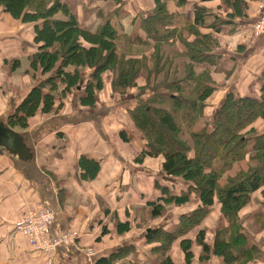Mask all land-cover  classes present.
<instances>
[{
  "label": "trees",
  "instance_id": "obj_1",
  "mask_svg": "<svg viewBox=\"0 0 264 264\" xmlns=\"http://www.w3.org/2000/svg\"><path fill=\"white\" fill-rule=\"evenodd\" d=\"M69 1L74 2L0 0V11L21 23L33 24L36 48L26 58L25 74L41 73L43 78L45 73L58 68L55 78L61 83L63 76L66 84L63 93L79 91V103L85 106H94L95 94L103 88L106 73L110 75L111 93L123 96L134 90L136 106L129 116L136 133L143 139L136 161L161 156L163 176L179 179L185 184L179 195H170L168 200L173 199L178 206L187 205L192 195L198 203L194 211L178 217L176 226L165 230L157 226L149 232L143 231L144 243L156 245L149 249L148 263L173 264L168 255L172 242L195 229L199 263L217 257L218 264H248L257 249L237 228L238 225L233 224L238 222V211L252 194L259 192L264 197V129L257 132L253 126L256 121H264V71L258 98L228 93L219 104L217 114L209 115L207 100L213 91L210 72L208 69L200 73L195 71L196 64L217 66L216 58L210 53L214 42L209 36L199 35L195 25L188 23L183 15L168 13L165 4L159 0L150 14L137 22L131 21L126 27L119 22L112 24L114 18H120L119 9L123 3L109 0L118 6L117 9L109 13L98 12V25L90 30L79 25L75 16L76 4L71 5ZM195 9L198 21L203 9ZM138 31L145 34L143 39ZM177 41L183 46V52L175 48ZM165 47L170 51H165ZM177 59L183 62L181 74L175 65ZM17 68H20L18 59L8 63L11 72ZM141 72L145 73V84L138 86L136 81ZM45 96L48 103L54 100L34 86L7 113V126L25 129L28 120L44 105ZM50 107L52 109V103ZM40 111L47 116L56 112L49 115L46 114L48 110ZM120 137L125 142L131 140L122 136V132ZM79 165L80 168L89 167L91 178L95 176L98 168L95 163L81 158ZM160 200L156 199L157 202ZM215 204L220 217L226 218L229 225H220L219 219L220 224L208 237V230L202 224ZM146 205L150 208L149 218L160 217L155 201H148ZM254 217L258 229L262 230L264 219L261 214ZM127 226L128 223H117L118 233L127 232ZM181 240L183 263L192 264L191 241ZM144 257L135 245L127 244L96 257L91 263L138 264L136 259Z\"/></svg>",
  "mask_w": 264,
  "mask_h": 264
},
{
  "label": "crops",
  "instance_id": "obj_2",
  "mask_svg": "<svg viewBox=\"0 0 264 264\" xmlns=\"http://www.w3.org/2000/svg\"><path fill=\"white\" fill-rule=\"evenodd\" d=\"M181 1L159 0L168 13L183 15L188 23L195 25L199 35L209 36L214 42L210 53L216 58V68L203 63L195 66L199 73L208 69L213 83L207 100L211 113L208 114H217L219 104L228 93L258 98L264 71V38L255 36L252 27L258 17L259 0ZM80 2L81 5L79 0H74L75 16L80 26L90 30L98 25V12L109 13L118 7L109 0ZM121 2V16L114 18L112 24L119 22L122 27L144 18L156 5V0ZM195 7L203 9L198 21ZM32 27V23H21L0 11V65L9 58L25 64L36 48ZM138 35L145 37L142 31ZM22 39L27 44L21 46ZM192 39L191 36L189 40ZM175 48L184 51L178 41ZM1 69L0 119H3L27 96L31 78L22 72L15 74L19 68L12 72L8 69L9 76ZM14 74V80L7 81ZM15 81L21 93H11ZM103 81V88L95 94L94 106L81 105L79 91H74L63 96L53 115L38 113L25 129H13L15 135L26 139L31 149H0V264H46L47 260L49 264H92L96 257L119 246L135 245L137 239L144 242L143 234L137 238L132 236L134 231L119 234L116 224L127 223L132 207L143 209L147 207L146 202L157 199L159 180L165 179L161 173L163 158L143 157L136 161L143 139L136 133L129 116L136 106L135 92L131 89L123 96L111 93L108 73L104 74ZM136 83L145 84L144 72ZM121 132L131 140L123 141ZM81 158L97 165L93 178L89 167L80 168ZM30 211L52 212L50 237L55 239L74 232L75 242L60 245L50 254L34 249L17 230L19 221ZM110 213L114 224L105 223ZM136 223L139 226L138 220ZM195 234L196 231L190 236L192 264H203L198 262L200 249L194 242ZM261 235L264 239V230L257 234V241ZM253 246L257 253L248 264H264V245L260 248L253 242ZM89 249L95 252L91 259L86 255ZM171 252L173 264H184L178 245ZM218 262L217 257H212L204 264ZM142 264H149L148 260Z\"/></svg>",
  "mask_w": 264,
  "mask_h": 264
},
{
  "label": "rangeland",
  "instance_id": "obj_3",
  "mask_svg": "<svg viewBox=\"0 0 264 264\" xmlns=\"http://www.w3.org/2000/svg\"><path fill=\"white\" fill-rule=\"evenodd\" d=\"M260 2H262V0H259L258 3H260ZM69 3L71 5L75 4L73 1H69ZM262 37L264 38V36H262ZM22 40L23 41L20 42V43H22L21 46L27 44V42L24 39H22ZM164 50L167 52L170 51V49L167 47H165ZM132 51H136V50L132 49ZM13 59H15V58H13ZM13 59L9 58V59H7L8 61H4L0 65V67L2 68L1 70L6 71L7 76H9L8 75V73H9L8 72V63ZM19 62H20V68H19L20 71L17 70L16 72H14L15 74H17L19 72L24 73L23 71L26 70V68H27L26 61H25V64H23L22 60H19ZM182 63L183 62L181 59L175 60V65L177 67L179 74L182 73ZM27 65H28V63H27ZM56 70H58V68ZM56 70H50L49 72L45 73L43 78L41 77V73L35 74V73L29 72V74H28L29 77L31 78L30 79L31 86H30V84H28V86H30V90H31L32 86H33V88H34V86H35V88L40 87L42 94L53 97L54 100L52 102L50 101L49 103H48L49 99L46 96H45V98L43 97L44 98V105L40 108L43 110H48L47 111L48 113H46V114H49V115H51L53 113V111H56L55 108H58V102H59L58 100L62 99L63 96L65 95V93H63V90L66 88V84L63 82L64 78H63V76L61 78L62 79L61 81L63 83L57 82L58 78H55V77L58 76V72L56 73ZM65 71H69V69L64 70V72ZM15 74L13 76H10V78H8L7 81H10V82L13 81L14 80L13 78L16 77ZM32 75L34 78H32ZM51 78H55V79L52 81H49ZM77 89H79V84H78ZM14 92L15 93H21V90L19 91V89H18L16 81L14 82V90L11 91V93L13 94ZM22 92H23V90H22ZM70 92H72V91H70ZM51 103L53 105L52 109L50 107ZM211 107L214 108L215 106L212 105ZM40 109H38L37 112H35V115L38 113L42 115V113H40L41 112ZM208 113L211 114L209 112V110H208ZM2 120L5 121V118H3ZM29 121L30 120H28L27 127L29 125ZM253 126L255 127L257 132H259L261 130L263 131L264 121H256L253 124ZM10 129L11 130H13V129L22 130L19 127H14V128H10ZM16 142H17V144L20 145V149H31V147L28 146L27 141L24 137H20V141H19V139H17ZM159 183H161V185H159L157 187H161V188H163V190L160 191V189H158L159 191H158V197L157 198H159L161 200L159 202H157L155 200V204L158 205V210L160 211V217H158L157 219L149 218L150 208H148L146 206H145L146 209H144L145 207L143 209H139V208L134 209L136 206L132 207L130 209L131 212H129V216H128V220H127V223H128L127 228L129 230V233H132L134 231L132 236H134L135 238L139 237V235H142L143 230L145 228H150V227L154 228L157 226H161L162 229L165 230L167 228H170L171 226H176L179 222L178 217L194 211L195 208L198 206V203L195 201L196 199H194V196H192V195L190 198L191 201L187 205L178 206V205L174 204L173 199L168 200L170 198V195H176L177 196L180 194V190L184 189L185 184L182 181H180L179 179L165 178L163 180H159ZM152 201H154V200H152ZM243 208H244V210L241 213V210ZM243 208L238 211V214L236 217L238 222L234 223L233 225H238L237 228L241 229V232H243L249 238V240L252 242V244H253V242L254 243L257 242L258 245H260V248H263V245H264L263 240L264 239H263L262 235L258 241L256 239L258 238L257 234L261 233L264 230V228L262 230L258 229V225L255 224V217L254 216L256 214H261L262 219H264V197H262L259 192L252 194L250 196L248 202L243 206ZM217 210H218V205L215 204L213 210L209 213V215L207 216V218L204 220V222L202 224V226L208 230V237H210V232L214 231L216 229V227L218 226V224H220L219 219L221 220L220 225H223V226L229 225V224H227V219L222 218L223 216L220 217V214H218ZM112 216L113 215L111 213H110V215H107L105 217L106 218L105 223L107 221L110 223L111 222L113 223L115 220L113 219ZM137 220L139 222V226H137V223H136ZM101 222L103 223V221H101ZM256 223L259 224L258 221ZM137 228H139V230ZM194 232H195V229L189 234H183V235L179 236L178 239H176L174 242H172L171 247L169 248L170 252L168 251V255L169 254L172 255L171 248H173L175 245H178L179 251L182 252V250L180 248V242H182L181 239L193 240L190 236H193ZM122 234H124V233H122ZM125 237H128V236L126 235ZM117 239H119V238H117ZM136 243L137 244H135V245L137 246V249H139L142 253L145 254L144 258H142V259L138 258V260L136 259V262L138 264H142V263L146 262L147 255H149L148 249H150L156 245L153 243L151 245L145 246L144 242L139 240V239H137ZM125 244H127V243H125ZM130 244L134 245V243H130ZM190 246H191V243H190ZM89 251H91L93 253V256H94L95 252L92 249L87 250L86 253ZM176 251L178 252L177 249H176Z\"/></svg>",
  "mask_w": 264,
  "mask_h": 264
},
{
  "label": "built area",
  "instance_id": "obj_4",
  "mask_svg": "<svg viewBox=\"0 0 264 264\" xmlns=\"http://www.w3.org/2000/svg\"><path fill=\"white\" fill-rule=\"evenodd\" d=\"M258 17L252 27L255 36H264V0L257 5ZM54 214L50 211H30L19 221L17 230L22 233L29 244L45 254H50L60 245H70L75 242L77 234L70 232L59 237H50V227L52 226ZM88 258L93 257L91 251L86 253ZM47 260L46 264H49Z\"/></svg>",
  "mask_w": 264,
  "mask_h": 264
},
{
  "label": "water",
  "instance_id": "obj_5",
  "mask_svg": "<svg viewBox=\"0 0 264 264\" xmlns=\"http://www.w3.org/2000/svg\"><path fill=\"white\" fill-rule=\"evenodd\" d=\"M17 139L20 141V137L12 132L6 121L0 119V149H20Z\"/></svg>",
  "mask_w": 264,
  "mask_h": 264
}]
</instances>
